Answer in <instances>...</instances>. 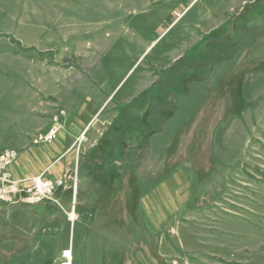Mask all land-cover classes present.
Segmentation results:
<instances>
[{
    "label": "rangeland",
    "instance_id": "obj_1",
    "mask_svg": "<svg viewBox=\"0 0 264 264\" xmlns=\"http://www.w3.org/2000/svg\"><path fill=\"white\" fill-rule=\"evenodd\" d=\"M5 153L0 264H264V0H0Z\"/></svg>",
    "mask_w": 264,
    "mask_h": 264
},
{
    "label": "crops",
    "instance_id": "obj_2",
    "mask_svg": "<svg viewBox=\"0 0 264 264\" xmlns=\"http://www.w3.org/2000/svg\"><path fill=\"white\" fill-rule=\"evenodd\" d=\"M26 161H27L26 158L23 157L16 163L13 169L15 176L22 177V176H27V175H30L36 172V169L34 167L32 168L31 165H28ZM128 182H129L128 174L124 173L120 181V185H119L120 189L117 190V192L112 193V195L109 197L106 203L107 209L114 208L115 219L117 221L116 223L126 233H129V230H130L129 210L126 205V189L128 187ZM110 187H111V183L108 182V179H106L103 184L104 191H107V193L110 192L111 190ZM156 209L160 214L164 212L167 214V211L169 210L167 208H165L166 210H164L162 207L161 208L155 207V211ZM149 248L150 247L145 240L144 241L139 240V241L132 242L129 245L128 249L126 250V253L123 259L119 261V264H158L157 260H154V259L153 260H146L144 258L143 260L138 259L137 253L142 255V257H144L143 254L145 252H148ZM114 264H117V263H114Z\"/></svg>",
    "mask_w": 264,
    "mask_h": 264
},
{
    "label": "built area",
    "instance_id": "obj_3",
    "mask_svg": "<svg viewBox=\"0 0 264 264\" xmlns=\"http://www.w3.org/2000/svg\"><path fill=\"white\" fill-rule=\"evenodd\" d=\"M13 159L12 153H5V155H0V176H2L3 179H7V173L2 170V168L11 162ZM10 188L12 189L14 186V182L10 183ZM50 183L44 181L41 179V177H35L34 178V186H35V193L36 196L32 197L31 199H28L32 203H38L42 200V196L44 192H47L50 190ZM65 257H68V255L65 253ZM63 264H69L67 261H65Z\"/></svg>",
    "mask_w": 264,
    "mask_h": 264
},
{
    "label": "bare ground",
    "instance_id": "obj_4",
    "mask_svg": "<svg viewBox=\"0 0 264 264\" xmlns=\"http://www.w3.org/2000/svg\"><path fill=\"white\" fill-rule=\"evenodd\" d=\"M158 207V206H157ZM165 210V209H164ZM160 211V210H159ZM167 216V215H166ZM70 217L72 218L73 217V213L70 214ZM67 254V253H66Z\"/></svg>",
    "mask_w": 264,
    "mask_h": 264
}]
</instances>
